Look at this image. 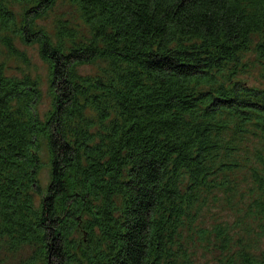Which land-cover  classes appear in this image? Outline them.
Wrapping results in <instances>:
<instances>
[{
	"label": "trees",
	"instance_id": "16d2710c",
	"mask_svg": "<svg viewBox=\"0 0 264 264\" xmlns=\"http://www.w3.org/2000/svg\"><path fill=\"white\" fill-rule=\"evenodd\" d=\"M58 1L0 0V264H264V0Z\"/></svg>",
	"mask_w": 264,
	"mask_h": 264
},
{
	"label": "rangeland",
	"instance_id": "374dc122",
	"mask_svg": "<svg viewBox=\"0 0 264 264\" xmlns=\"http://www.w3.org/2000/svg\"><path fill=\"white\" fill-rule=\"evenodd\" d=\"M10 7L15 12H20L21 8L24 7L25 2H30L33 0H6ZM69 3L66 1L59 0L56 6L53 8L47 17V20L44 24L47 28H51L53 21H55L61 15H67L71 17L75 21H79L76 18V15L73 13V9L68 5ZM17 48L23 52L26 59L23 60H14L10 63V70L9 72L12 74H19L17 71V67L23 69L22 71L28 73L32 77H37L39 81V89L41 92V100L38 106L39 112L42 114L47 111L49 108L51 98L49 95V82H48V74H47V67L41 61L40 57L38 56L37 49L34 47H25L21 45H17ZM245 58L247 59V63L249 64L248 68L246 67V72L239 78L242 81H246L249 85L254 87L261 88L264 86L263 81L261 80L262 75L264 76V69L260 66L259 62L256 60V57L253 54H246ZM25 64L28 66L25 67ZM93 69V68H92ZM89 68L87 72H91ZM93 71V70H92ZM41 157L42 166L39 170V180L41 184L44 186L46 185L48 178H49V167H48V158L45 151V148L42 146L38 152ZM11 258L7 257V260L3 264H11Z\"/></svg>",
	"mask_w": 264,
	"mask_h": 264
}]
</instances>
